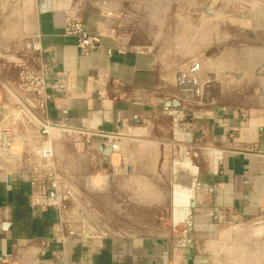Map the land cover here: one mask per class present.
<instances>
[{
  "label": "crops",
  "instance_id": "0c3cea01",
  "mask_svg": "<svg viewBox=\"0 0 264 264\" xmlns=\"http://www.w3.org/2000/svg\"><path fill=\"white\" fill-rule=\"evenodd\" d=\"M8 1L0 2L3 11ZM196 1L203 6L210 2ZM177 2L15 0L6 7L10 12L4 11L1 19L15 16V28L11 31L32 39V44L40 48V55L38 52L34 55L45 77L62 82V88L48 102L47 116L58 132L69 137L74 149L68 158L59 160L60 171L69 185L66 173L71 172L70 167L74 176L72 219L109 224L115 221L111 218L100 221L103 217L93 216L92 210L146 208L144 201L128 198L130 193L145 192L140 183L146 177H153L157 183L153 190L149 187V192L167 188L168 204L156 203L151 207L166 208L170 216L171 166L167 171L154 172L153 176L144 169V159L133 164L127 163V158L136 152L143 155L151 145L168 146L171 162L177 159L191 162L194 149L210 150L209 154L203 152L199 164L191 241H185L188 233L184 224L172 225L173 236L96 235L88 239L60 236L55 231L58 217L54 209L29 207L27 175L17 168L0 166V264H212L207 250L214 246L212 240L216 235L223 240L222 236H231L230 227L264 213V98L244 106L237 103L229 106L225 101L218 104L180 101V112L186 118L181 116L179 120L185 124L190 121L192 130L200 129L209 145L204 148L195 143L185 144L172 136L171 126L177 129V123L163 104L178 98L175 73L181 71L191 78L188 67L199 58L213 32L209 26L211 15L205 16L189 5L187 9L180 8ZM67 17L78 18L89 33L100 36L94 52L80 55L75 39L63 35ZM199 31L202 47L194 45ZM220 32L224 37L235 30L225 28ZM177 33L181 34L180 39ZM235 37L232 48L241 45L240 36ZM247 43L252 51L264 46V36ZM18 46L21 45H13L15 53ZM6 51L0 46V54H7ZM5 65L6 76L0 75V87L5 86L2 91L0 88V129L12 136L9 128L18 103L10 92L18 88V74L13 58H8ZM198 86L199 97L208 98V90L203 92L201 84ZM100 91L105 92L103 97L99 96ZM153 128L159 129L158 136L141 137L145 134L143 130ZM84 138L89 142L82 146ZM18 139L12 136L15 141L12 149L19 146L20 140L31 150L43 142ZM110 140L118 142L110 155L111 175L101 168L102 153L90 149L98 143L109 145ZM179 147L183 155L178 156ZM128 166L132 168L129 174ZM7 174L12 176L10 185ZM184 192L180 190L177 201L187 200Z\"/></svg>",
  "mask_w": 264,
  "mask_h": 264
},
{
  "label": "rangeland",
  "instance_id": "374dc122",
  "mask_svg": "<svg viewBox=\"0 0 264 264\" xmlns=\"http://www.w3.org/2000/svg\"><path fill=\"white\" fill-rule=\"evenodd\" d=\"M1 1L2 0H0V2ZM177 5L180 8L186 9L188 8V5L190 7L197 8L201 11V14H204L205 16H207L208 13L202 9L208 7L214 11L212 14H209L212 18L209 21V26L213 30V32L211 31L210 33L211 40L203 45L204 47L199 52V58L193 60L198 62L199 68L201 66L200 64L202 63V67L204 69L202 70L200 68L201 72L197 74L189 73L191 77H201L197 79V86L201 84V91L205 92L208 90V98L201 96L200 99H207L209 104H218L225 101L229 106H232L233 103L244 106L258 100V98H264V94L259 93V90H264V77L260 73L255 72V69L259 65L264 64V46L260 45V47L254 48L251 51V48H249L247 45V42L251 40L257 41L260 36H264V34H262L264 31V9L253 6L247 7L240 11L241 7L239 4H230L225 0H221L219 2L217 0H210V2L205 6L202 4L198 5L196 0H178ZM7 6L8 5H6V7ZM6 7V10H4L5 14H7L6 11H9V9ZM4 11L0 8V23L2 22L0 27V46H2V49L7 50V54H0L1 76H6L4 73H6L8 70H6V65L4 66V62H8V58H13L14 61L17 62L24 53L22 44H20V48L18 46L17 53H15L14 50L16 48H14L13 45L16 46L17 43L19 44V41H11L10 39L13 38L15 34H21V40L23 41L27 39V37H24V34L21 32L11 31V29L15 28L13 23L15 21L14 15L6 19H1V14L3 15ZM11 13L14 12L11 11ZM231 18L244 19L247 20V23L246 25H242V27H238L231 23ZM184 21L185 20L183 19L181 24ZM201 25V22L198 23L197 28L200 29ZM176 26L177 32H179L180 27L178 24ZM225 28L235 30L234 34L227 33L223 37L220 31ZM241 28L248 29L253 33V36H249L243 29L241 30ZM201 34L199 31L197 36L194 37V45H198L197 47H202L203 41L201 39ZM237 35L240 36L242 40L241 45H236L234 48H232L234 45L233 40ZM180 37L181 34L177 33V39H180ZM236 40H238V38ZM207 45L209 46V49L206 50L205 48ZM9 51L14 53H9ZM223 71L235 72L240 74L241 78L236 79L232 75L224 74ZM0 88L2 91L5 86H1ZM17 91L20 94L18 88ZM10 93L13 96L15 95L14 92ZM16 102L19 105V99L16 98ZM205 102L199 100L196 103ZM184 125V120L177 121V135L178 133L186 134ZM175 128L176 127L172 124V136H175ZM41 129L42 125L38 118L27 112L23 106L19 105L18 109L14 113V122L12 123V127L9 128V132H11L15 140L16 138L18 139L21 137H23V139L28 138L32 141L33 139L39 141L50 140L56 160H64V158L69 157V153L74 152L73 146L69 141V137L61 132H58L57 128H49V132L47 134L41 133ZM147 130L142 131V133L145 132V134H142L141 137L152 138L158 136L160 133L159 129L153 128V130ZM167 133H169L170 137V132L167 131ZM207 145H209L207 140L204 142L195 143V146L204 148L207 147ZM11 150L18 153L20 150V145L15 146V148ZM30 152L31 150L29 149V146H27L24 149V152L20 153V155H25V153L30 154ZM203 152H207L209 154L211 151L194 149V151L190 154L191 162L182 161L180 159L177 160L182 161L184 164L192 163L194 166H196L198 178L200 170L199 164L201 161H203L201 159ZM136 154L129 156L127 158V163L136 164V162L144 159L146 161L143 165L144 169H146L151 174L153 173V176L154 172H159L162 169L166 171L170 169L172 162L170 158H168V146L151 145V147H148L143 155L140 154V156H138ZM176 155H183L180 151V147ZM22 158H24V156L14 158V155H9L3 151V148H1L0 166L4 168L11 167L15 169L20 166L19 164L22 163ZM14 161H17L18 165H14ZM70 170L71 172L68 171L69 173L66 174L69 176L68 179L71 181L70 185L72 189L75 190L74 176L71 167ZM151 178L146 177L141 180L140 184L143 186L142 188L145 189V192L130 193L128 195L130 200L144 201L147 204L146 208L138 209L130 207L106 210L93 209V216L103 217L102 219H99L100 221L105 222L107 218H111V220L115 221V223L111 222L109 224L106 222L105 224H90L93 231L96 234H101L100 229L103 231L105 230L104 233H106L107 236H173L175 230L172 228L171 220L169 218V210H166V208L151 207L155 206L156 203L168 204L169 192L165 186L161 188V192H149L148 189L151 188L153 190L155 186H157L156 180L153 177ZM121 220H123L124 223L118 222ZM229 231L231 236H222L225 237L223 240L221 239V236L217 235L213 238L212 241L214 246L207 250V252H209L211 255L212 264H264V213L253 220H245L234 225L233 228L230 227ZM221 232L222 231H220V233Z\"/></svg>",
  "mask_w": 264,
  "mask_h": 264
},
{
  "label": "built area",
  "instance_id": "2783aa9c",
  "mask_svg": "<svg viewBox=\"0 0 264 264\" xmlns=\"http://www.w3.org/2000/svg\"><path fill=\"white\" fill-rule=\"evenodd\" d=\"M225 1L230 4H239L241 7L240 11L253 6L264 9V0ZM63 35L75 39L77 50L79 54L83 56H87L94 52L100 43V36L89 33L83 22L75 17H67L64 20ZM32 52L33 54L31 55L22 54L16 62L18 90L20 94L17 90L13 92L15 94L14 96L19 99V105L23 106L27 112L38 118L42 125L41 133L47 134L49 132V127H55V124L51 122L47 116L48 102L51 100L54 92L62 88V82L50 81L45 77L43 68L38 66V59H36L34 55V53L37 52L40 55V48L37 44H32ZM23 60L25 64L22 65ZM28 65H33L37 74L28 71ZM98 94L103 97L105 92L100 91ZM3 134L6 136V142L2 144L3 151L6 153L8 152L11 156L14 155V158L24 156V158H22L23 160H21L22 163L20 164L19 170L27 175L29 185V207L42 210L54 209L58 217V224L56 225L55 231L60 236H75L83 239H88L96 235L102 236V234H96L88 222H79V220L72 219L71 208L73 205L74 190L66 182V176L60 171L61 164L54 156L50 140L41 142L32 150L29 148L31 150L30 154L25 153V155H20L27 147L25 141H19L20 150L17 153L11 150L15 142L12 140V136H10L7 131L3 132ZM110 137L112 138L113 136ZM88 142L89 140L84 138L81 140L80 144L84 146ZM96 145L97 144L92 145L93 147H90V149H96ZM109 146L114 150L118 146V142H111L110 140ZM103 232H105V230ZM105 236H107L106 233Z\"/></svg>",
  "mask_w": 264,
  "mask_h": 264
},
{
  "label": "water",
  "instance_id": "95a60500",
  "mask_svg": "<svg viewBox=\"0 0 264 264\" xmlns=\"http://www.w3.org/2000/svg\"><path fill=\"white\" fill-rule=\"evenodd\" d=\"M15 0H9L8 6L12 5ZM205 12L208 14H212L214 11L211 8L206 7L204 9ZM231 23L233 25H236L238 27H242V25H246L247 20L244 19H238V18H231ZM244 30L249 36H253V33L250 32L246 28H241V30ZM11 41H19V44H22L24 53L26 55L33 54L32 52V39L27 38L24 41L21 40V34H15L13 38L10 39ZM206 50L209 49V46L207 45ZM25 64L24 60L22 61V65ZM28 71H32L35 74H37L35 67L33 65L27 66ZM201 70L199 68L198 62H192L189 66V73L197 74L200 73ZM255 72L260 73L264 77V64L259 65ZM224 74H229L234 76L236 79H240L241 75L237 74L235 72H227L223 71ZM201 78L200 76L197 77H191L189 78L181 71H178L175 73V83H176V90L178 94V98L174 100H166L164 101L163 108L165 110H168L169 114L173 116L174 123H177L179 118L182 116V118H186V115H183L180 112V101H202V102H209L207 99H200L199 97V87L197 86V79ZM259 93L264 94V90H259ZM173 108L174 110H169V108ZM217 109H220L219 107ZM134 122H137L136 119H134ZM190 122V121H189ZM185 124V130L186 134H177L178 128L174 129V140H178L179 142H184L185 144H192L197 142H204L206 141V138L203 136L202 131L200 129H193L190 126V124ZM176 127V126H175ZM189 131V132H188ZM6 142V136L3 134V132L0 129V155H1V148L2 144ZM195 145V144H194ZM96 149L102 153V162H101V168L111 175L112 168L110 164V155L112 154L113 150L112 147L109 145H104L102 143H98L96 145ZM45 161L44 159H42ZM182 161L174 160L171 163V176H170V185H171V211H170V220L172 225L176 224H184L187 230V238L186 242H190V232L192 229V223H191V216H192V209L195 207L196 203L193 199V193L197 189V167L194 166L192 163L184 164ZM132 168L131 166H128L126 168V172L129 174L131 173ZM11 174L6 175V181L10 185L11 184ZM109 181H112V178H109ZM180 190L185 191L187 200L185 202H179L177 201L176 197L178 194H180ZM178 191V193H177ZM8 226V225H6ZM100 229V228H99ZM102 236H105V233L100 229Z\"/></svg>",
  "mask_w": 264,
  "mask_h": 264
},
{
  "label": "bare ground",
  "instance_id": "6f19581e",
  "mask_svg": "<svg viewBox=\"0 0 264 264\" xmlns=\"http://www.w3.org/2000/svg\"><path fill=\"white\" fill-rule=\"evenodd\" d=\"M49 128H52V127H49ZM53 129H54V128H53ZM7 153H8V152H7ZM18 161H19V160H18ZM14 163H15L14 165H18V162H17V161H16V162L14 161ZM19 165H20V164H19ZM19 167H20V166H19ZM19 167H17V168H19Z\"/></svg>",
  "mask_w": 264,
  "mask_h": 264
}]
</instances>
